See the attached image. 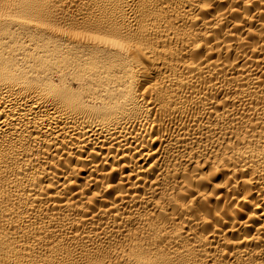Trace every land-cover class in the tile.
Here are the masks:
<instances>
[{
    "label": "bare ground",
    "instance_id": "bare-ground-1",
    "mask_svg": "<svg viewBox=\"0 0 264 264\" xmlns=\"http://www.w3.org/2000/svg\"><path fill=\"white\" fill-rule=\"evenodd\" d=\"M0 264H264V0H0Z\"/></svg>",
    "mask_w": 264,
    "mask_h": 264
}]
</instances>
